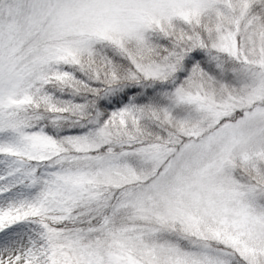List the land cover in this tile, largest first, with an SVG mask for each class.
<instances>
[{
  "label": "snow or ice",
  "instance_id": "obj_1",
  "mask_svg": "<svg viewBox=\"0 0 264 264\" xmlns=\"http://www.w3.org/2000/svg\"><path fill=\"white\" fill-rule=\"evenodd\" d=\"M0 264H264V0H0Z\"/></svg>",
  "mask_w": 264,
  "mask_h": 264
}]
</instances>
